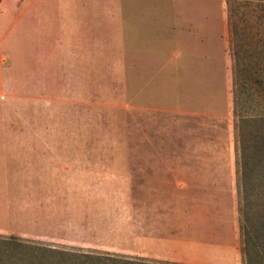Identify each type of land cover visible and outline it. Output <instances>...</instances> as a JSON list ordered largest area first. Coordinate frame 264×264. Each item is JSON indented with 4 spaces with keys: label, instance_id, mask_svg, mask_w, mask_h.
Returning <instances> with one entry per match:
<instances>
[{
    "label": "rangeland",
    "instance_id": "1",
    "mask_svg": "<svg viewBox=\"0 0 264 264\" xmlns=\"http://www.w3.org/2000/svg\"><path fill=\"white\" fill-rule=\"evenodd\" d=\"M182 6L185 52L172 47V64L145 77L134 76L143 71L136 67L127 77L118 68L22 67L17 37L0 42V237L34 248H25L21 264H80L74 254L84 253L100 258L92 264H201L185 251L152 259L140 246L157 233L180 238L194 222L225 219L232 201L240 264H264V122L253 119L264 118V98L250 85L262 78L264 87V0ZM230 23L243 47L247 83L235 103L243 124L234 114ZM194 62L195 77L182 82L180 64L189 70ZM191 172L225 177L213 181L220 192L212 212L180 193L179 174Z\"/></svg>",
    "mask_w": 264,
    "mask_h": 264
},
{
    "label": "crops",
    "instance_id": "2",
    "mask_svg": "<svg viewBox=\"0 0 264 264\" xmlns=\"http://www.w3.org/2000/svg\"><path fill=\"white\" fill-rule=\"evenodd\" d=\"M185 3L186 0H0V42L17 37L22 67L118 68L126 77L127 69L136 67L143 71L134 76L145 77L149 73L147 69H164L172 64V47L185 52L183 45L187 39L178 30L182 26L181 17L187 19L186 11L182 12ZM168 5L176 13L175 23L169 22ZM172 27L177 29L176 34L165 37L164 33L172 31ZM190 43L196 45V37H191ZM195 63L189 70L187 65L180 64L182 82L186 77H195ZM191 103L185 116L197 115L188 112L187 109L197 110L191 108ZM178 179L180 193L186 192L200 201L207 207L206 211L216 208L211 205L216 204L220 185L213 181L225 177L214 172H191L180 173ZM234 185L231 183L230 189ZM232 208L233 201L230 213L218 222H194L180 235L184 238L175 235L168 239L157 233L152 241L140 246L142 256L156 260L181 259L178 253L185 251L201 264H240V241ZM180 229L181 233L184 229Z\"/></svg>",
    "mask_w": 264,
    "mask_h": 264
},
{
    "label": "trees",
    "instance_id": "3",
    "mask_svg": "<svg viewBox=\"0 0 264 264\" xmlns=\"http://www.w3.org/2000/svg\"><path fill=\"white\" fill-rule=\"evenodd\" d=\"M262 9H264V6L261 7ZM230 19L233 20V17L230 15ZM231 33H230V45H231V52H232V56H231V60H232V76L234 77L235 81L233 83V88H234V114L236 117H238V119L242 120V124L243 123H247L246 118L242 117L241 115V110L238 111V109H236L235 107V103L239 104V98L241 93H243V89H245L246 83L244 82V79H242V72H241V64H240V60H243V58L240 55V50L243 49L242 45L239 44V42H235L233 41V38H235V35L237 34V29H233V25H231ZM239 32V31H238ZM254 84V85H253ZM253 84L250 83L251 87H255L258 88L256 89L257 91V98L258 101L261 100V98H264V87L263 85V79L261 78H255L253 81ZM232 88V90H233ZM261 94L263 97H261ZM239 112V113H238ZM255 119V123L258 122H264V118H253ZM239 122L241 121H237L236 123V138H238V128H239ZM236 143V155H238V147H237ZM240 159L238 157L237 161H236V168L239 169L240 168ZM236 169V172H237ZM241 198H242V194L239 190H237V204H238V212L240 213L241 211ZM244 203V202H243ZM244 219L246 218L248 221V217L247 215H244L243 217ZM245 221L242 222L241 225V230L243 233V236H245V229H246V225L244 224ZM244 225V227H243ZM247 237V236H245ZM5 239V240H2ZM3 245V246H2ZM27 246V247H26ZM0 247H4L6 249L5 252V260L3 258H1L2 256H0V264H21V258L24 254L25 248L27 249H31L32 251L34 250V248H32L31 246H29L28 244H25L24 242L22 243L21 239H19L18 237L15 236H11L9 238H3L0 237ZM1 250V249H0ZM3 253V252H2ZM243 253H245V250H242V255ZM66 256V253L64 254ZM63 258H65L64 256H62ZM74 257L77 258V260H81L80 264H92L91 261L92 259L95 262H99L100 258L95 259L92 257V255H87L86 253H84L83 255H79V254H74ZM64 262H61L62 264H65L68 260H63ZM43 263L45 264V262L43 261ZM75 264V263H74Z\"/></svg>",
    "mask_w": 264,
    "mask_h": 264
}]
</instances>
